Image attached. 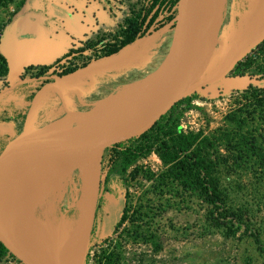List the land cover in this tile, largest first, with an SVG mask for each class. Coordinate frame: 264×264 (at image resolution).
Returning a JSON list of instances; mask_svg holds the SVG:
<instances>
[{"label":"rangeland","instance_id":"1","mask_svg":"<svg viewBox=\"0 0 264 264\" xmlns=\"http://www.w3.org/2000/svg\"><path fill=\"white\" fill-rule=\"evenodd\" d=\"M44 2L45 9L51 7L62 19V40L67 43L63 55L69 49L73 52L62 55L58 63L30 69V78L39 79L29 82L21 108L12 103L2 112L0 150L17 136L42 131L59 135L67 128L89 126L94 118L145 109L157 97L176 6L170 23L116 55L100 58V46L89 47L122 28L146 0ZM195 6L200 9L188 25L187 37L194 38L195 45L184 53L185 65L189 63L183 82L187 93L182 104L171 109L174 104L155 123L177 119L180 133L215 143V148H208L217 161L213 177L225 192L226 206L246 213L248 228L226 234L209 227L211 207L171 178V165L164 164L155 150L125 171L121 153L130 143L99 153L94 157L97 173L89 200L78 193L83 164L70 168L20 158L41 162L37 166L48 171L14 174V180L35 181L10 184L6 190L13 201L6 197L9 206L5 202L3 213L11 225L18 220L25 229L14 224L16 231L36 240L49 255L56 250L60 264H99L104 259L108 264H264V51L246 55L248 46L264 38V0H197ZM170 14L161 10L153 26ZM240 65H247L245 73L234 74ZM67 68L74 72L53 75ZM149 87L153 93L147 95ZM237 118L244 120L243 125ZM82 135L75 142L86 140ZM59 180L57 191L42 200ZM40 181V187L32 186ZM25 191L37 195L32 205ZM0 264L21 262L7 252Z\"/></svg>","mask_w":264,"mask_h":264},{"label":"trees","instance_id":"2","mask_svg":"<svg viewBox=\"0 0 264 264\" xmlns=\"http://www.w3.org/2000/svg\"><path fill=\"white\" fill-rule=\"evenodd\" d=\"M13 1L0 0V6L6 7ZM176 3L177 0H146V4L124 20L122 28L113 34L98 39L89 48L99 45L100 53L98 57L100 58L116 55L123 48L132 45L137 39L146 36L150 31H156L158 28L170 23L174 18L173 10ZM163 9L172 12V14L160 21L156 27L153 26L159 12ZM250 51L263 52L264 38L248 46L246 55ZM72 52L73 50L69 49L63 57H67ZM59 60L57 59L55 63H58ZM247 65L237 67L234 74L243 75ZM5 69V63L0 59V75L4 74ZM73 72L72 68H67L63 71V74L53 73V75L62 77ZM182 102L183 100H180L171 109L179 106ZM237 120L239 126L243 125L244 120L241 121L238 118ZM177 126L178 120L169 118L163 122L154 123L149 129L127 141L126 143L130 144L121 153L120 166L122 171H125L137 158L146 156L152 150H155L164 164L171 165V178L179 183L183 189L197 194L204 203L211 207L206 217L209 227L221 229L226 234L236 233L242 226L248 228L246 213L240 209L232 210L226 206L225 192L220 189L217 180L213 177L212 173L215 172L217 161L209 153L208 148H215V143L213 144L206 137H200L198 134H182L178 131ZM134 139H139L138 143H134ZM7 252L0 243V257ZM86 261L87 254L84 262L86 263ZM108 263L107 259L99 262V264Z\"/></svg>","mask_w":264,"mask_h":264},{"label":"water","instance_id":"3","mask_svg":"<svg viewBox=\"0 0 264 264\" xmlns=\"http://www.w3.org/2000/svg\"><path fill=\"white\" fill-rule=\"evenodd\" d=\"M197 0H177L175 21L170 46L161 66L157 97L147 116L140 122L113 130L100 137L78 144H61L43 141L36 137L17 136L0 150V170L9 160L35 158L49 164L74 167L84 164L99 153L126 143L149 129L174 104L187 93L184 86V53L188 37L187 14ZM0 243L21 264H42L41 258L26 244L8 234L0 226Z\"/></svg>","mask_w":264,"mask_h":264},{"label":"crops","instance_id":"4","mask_svg":"<svg viewBox=\"0 0 264 264\" xmlns=\"http://www.w3.org/2000/svg\"><path fill=\"white\" fill-rule=\"evenodd\" d=\"M44 4V0H14L0 9V23L6 16L0 25V59L6 67L0 75V118L12 103L21 108L29 82L38 81L30 78V69L52 65L67 47L62 40V19Z\"/></svg>","mask_w":264,"mask_h":264},{"label":"bare ground","instance_id":"5","mask_svg":"<svg viewBox=\"0 0 264 264\" xmlns=\"http://www.w3.org/2000/svg\"><path fill=\"white\" fill-rule=\"evenodd\" d=\"M201 7V5H200ZM199 8V7H198ZM196 8V6L194 5L191 10L189 11V13L187 14V24H191V22H194L196 20V17L197 14H195V11L198 9ZM200 9V8H199ZM203 9V8H202ZM197 12V11H196ZM194 28V27H193ZM193 31V30H192ZM191 32V31H190ZM193 34V33H191ZM190 34V35H191ZM195 45V39L194 38H189L186 42V48H190L191 46H194ZM195 58H198V57H195ZM187 68H189V63H186L185 65ZM194 72V71H193ZM193 72L190 73V79L193 75ZM189 77V76H188ZM158 84H159V81H158ZM156 84V85H158ZM154 85V83H153ZM151 85V87L153 86ZM159 86V85H158ZM149 87L146 92H147V95L149 94H152L153 93V90L152 88ZM157 89L156 88V96H157ZM155 91V90H154ZM154 104V103H153ZM153 104H151L149 107L145 108V109H142V110H139V111H135V112H132V113H127V114H122V115H118V116H113L111 118H108V119H103V120H98V119H95L94 120L96 122H93V124L89 125V126H86V127H76V128H67V129H64L61 134L59 135H52L50 132H47V131H42V132H37L33 135V137H36L37 139H40V140H43V141H54L53 139H56L55 141L58 142V143H61V144H78L77 142H75V140L78 138L79 135L83 134L85 135L86 137V140H84L83 142L85 141H90L92 139H95L97 137H100L104 134H107L113 130H116V129H119V128H124V127H127L129 125H132V124H135V123H138L140 121H142L146 116L147 114L149 113L151 107L153 106ZM126 110V109H125ZM128 110V109H127ZM105 114V113H104ZM109 114V113H108ZM120 114V113H119ZM99 115V114H98ZM102 115V114H101ZM96 116V115H95ZM110 116V115H109ZM88 117V116H87ZM102 117V116H101ZM84 118V117H83ZM91 118V117H90ZM104 118V117H103ZM89 119V118H88ZM93 121V120H92ZM90 123V122H89ZM69 131V132H68ZM25 134V133H24ZM82 135V136H83ZM49 138V139H48ZM83 138V137H82ZM52 139V140H50ZM79 143H82V142H79ZM20 159V158H19ZM19 159H15V160H9V161H6L2 167H1V170H0V226L8 233L10 234L11 236H13L14 238L20 240L21 242H23L24 244H26L33 252H35V254H37L41 260L43 261L42 264H60L59 260L57 259V256H56V250L55 251H51V254L49 255L48 252H46L45 248H41L39 246V244L35 241H33L31 239V237H27V235H23L22 233L16 231L15 229V225L19 226V228L21 227V229L23 228L21 226V223H19V221H15L13 222L14 224V228L13 226L11 225L10 223V219L8 220V217L5 216V214L3 213V210H6L5 209V204L7 203L6 201V197L7 199L11 200L9 203H11L13 201V197L12 199L9 198V196L7 195V188L9 187L10 184L14 183V182H21V181H24L26 183H30L33 182L34 178H28V179H20V180H14V174L16 173H22V172H31V173H34V172H38V173H41V172H45V171H48L46 169H43L42 167H39L37 165H41V162H36V161H31V160H28V159H22V160H19ZM30 159V158H29ZM95 158H91L89 159L88 161H86L81 167H80V170H79V175H80V180H79V194L81 197L83 198H86L87 200H89L90 198V194L92 192V189H93V183L95 181V178H96V173H97V167L95 165ZM19 162H18V161ZM15 161V162H14ZM51 165V164H50ZM57 166V165H56ZM55 167V166H54ZM45 168V167H44ZM49 169V168H48ZM51 169V168H50ZM52 170V169H51ZM49 172H53V171H49ZM46 173V172H45ZM44 174V173H43ZM42 175V174H41ZM61 175V174H59ZM40 176V175H39ZM62 178V177H61ZM47 179V178H46ZM57 179V178H55ZM40 180V179H39ZM38 180V182H39ZM48 180V179H47ZM51 180V179H49ZM62 180V179H61ZM35 181V180H34ZM37 181V180H36ZM43 181V180H42ZM53 181V180H52ZM60 180L57 181L56 183L54 182V185L53 183L51 185H53L50 190H48L47 192H45L41 197H42V200H46V197L50 196L53 191H55L59 186L60 184ZM43 183V182H42ZM41 181L39 184H35V185H32L33 187H36L41 185L42 184ZM46 183V182H45ZM47 186V185H45ZM31 187V186H30ZM40 187V186H39ZM48 187V186H47ZM77 186H75L76 188ZM31 189V188H30ZM34 189V188H33ZM46 189V188H45ZM71 189V188H70ZM77 189V188H76ZM29 190V189H28ZM37 190V189H35ZM72 190V189H71ZM6 191V192H5ZM57 191V190H56ZM38 192V191H37ZM70 192V191H69ZM39 194V193H38ZM68 194V193H67ZM22 195V194H21ZM25 195L27 196L30 204L32 203L31 201L36 199V194L34 192H30V191H25ZM74 194H72L73 196ZM79 196V195H78ZM79 196V197H80ZM39 199V198H38ZM73 200V197L71 198ZM81 199V198H80ZM41 200V201H42ZM38 201V200H37ZM40 201V202H41ZM6 202V203H5ZM73 204V203H72ZM7 206H9V204L7 203L6 204ZM32 205V204H31ZM73 206V205H72ZM15 208V206H14ZM9 210V208H8ZM10 210L12 212L13 210V205L10 207ZM16 210V213H17V209ZM18 210H20V208H18ZM22 210V209H21ZM20 210V211H21ZM14 212V211H13ZM15 213V212H14ZM16 214H14L15 216ZM13 216V215H12ZM17 216H18V213H17ZM16 217V216H15ZM27 217V216H25ZM24 217V218H25ZM13 218V217H12ZM17 218V217H16ZM26 220V219H25ZM28 220V219H27ZM27 222V221H26ZM29 225V224H28ZM25 229V228H23ZM22 229V230H23ZM82 231V230H81ZM30 234V232H29ZM31 236V235H30ZM33 237V236H32ZM81 239V237H80ZM39 241V240H38ZM74 243V242H73ZM48 244V243H47ZM52 245V244H51ZM48 246V245H46ZM54 247V246H53ZM76 248V247H75ZM78 249V248H76Z\"/></svg>","mask_w":264,"mask_h":264}]
</instances>
